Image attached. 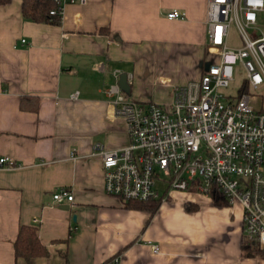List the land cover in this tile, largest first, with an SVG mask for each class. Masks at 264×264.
Returning a JSON list of instances; mask_svg holds the SVG:
<instances>
[{
	"label": "crops",
	"instance_id": "obj_1",
	"mask_svg": "<svg viewBox=\"0 0 264 264\" xmlns=\"http://www.w3.org/2000/svg\"><path fill=\"white\" fill-rule=\"evenodd\" d=\"M173 8L184 16L166 17ZM206 10L207 0H85L64 2L53 23L0 0V156L13 161L0 168V264H264L243 248L239 203L163 188L155 210L125 207L91 152L128 143L108 85L167 105L216 60ZM60 187L70 201L53 199ZM20 225L36 226L46 253L15 256Z\"/></svg>",
	"mask_w": 264,
	"mask_h": 264
},
{
	"label": "built area",
	"instance_id": "obj_2",
	"mask_svg": "<svg viewBox=\"0 0 264 264\" xmlns=\"http://www.w3.org/2000/svg\"><path fill=\"white\" fill-rule=\"evenodd\" d=\"M54 1L50 13L61 14L64 2L85 0ZM263 10L264 0H207V45L216 60L198 79L173 86L167 105L130 98L116 83L104 89L128 136V143L117 148L92 144L106 194L122 200L157 198L158 180L166 192L211 195L217 190L227 204L241 205L243 237L264 249V111L253 108L255 94L248 92L264 84V31L257 24ZM183 16L176 8L166 13L168 18ZM231 23L241 41L238 47L228 45ZM237 60L247 89L240 91L241 83L236 95H226L222 89L229 85ZM112 72L120 74L118 69ZM9 164L10 157L0 156V168ZM52 197L58 203L73 198L64 187ZM117 261L114 256L105 264Z\"/></svg>",
	"mask_w": 264,
	"mask_h": 264
},
{
	"label": "trees",
	"instance_id": "obj_3",
	"mask_svg": "<svg viewBox=\"0 0 264 264\" xmlns=\"http://www.w3.org/2000/svg\"><path fill=\"white\" fill-rule=\"evenodd\" d=\"M56 8L54 0H21V13L24 17H28L34 21H49L58 22L61 14L50 13V10ZM247 89L246 83H242L240 91ZM215 204L226 203L220 193L216 190L210 195ZM160 201V197L148 198L144 200L139 199H127L124 200L125 207L128 208H141L153 211L157 208ZM253 243V242H252ZM243 248L247 251V254L255 252L263 253L264 249H258L257 247L248 249L250 244L244 243ZM15 256H21L26 260H29L32 256L46 253L45 247L39 241L37 235V229L35 225H20L16 239L14 241Z\"/></svg>",
	"mask_w": 264,
	"mask_h": 264
},
{
	"label": "rangeland",
	"instance_id": "obj_4",
	"mask_svg": "<svg viewBox=\"0 0 264 264\" xmlns=\"http://www.w3.org/2000/svg\"><path fill=\"white\" fill-rule=\"evenodd\" d=\"M257 24L259 27L264 31V10L258 12L257 14ZM241 41L240 38L238 37L235 25L233 23L230 24L228 28V45L231 47H238L240 46ZM245 77V72L243 68L241 67L240 62L237 60L233 63V76L232 79L230 80V83L227 87L223 88V92L226 95H236L237 90L239 85L242 83L243 79ZM263 87L261 90H254V89H249L248 92L250 94H255L254 99L252 100V105L253 108L256 110H263L264 111V84L261 86ZM162 176V175H160ZM156 188L161 191L163 189L162 183L160 180L156 182ZM185 191V190H182ZM201 193V192H198ZM245 243L250 244V247L248 248L249 250L252 248L257 247L260 249L255 243H252L249 240L245 239Z\"/></svg>",
	"mask_w": 264,
	"mask_h": 264
},
{
	"label": "water",
	"instance_id": "obj_5",
	"mask_svg": "<svg viewBox=\"0 0 264 264\" xmlns=\"http://www.w3.org/2000/svg\"><path fill=\"white\" fill-rule=\"evenodd\" d=\"M206 66H207V64H205V67ZM60 207H62V208H68V204L67 203L61 204ZM72 217L75 218L74 215Z\"/></svg>",
	"mask_w": 264,
	"mask_h": 264
}]
</instances>
